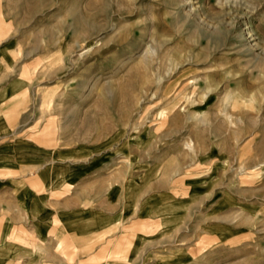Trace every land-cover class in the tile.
Segmentation results:
<instances>
[{"label": "rangeland", "instance_id": "1", "mask_svg": "<svg viewBox=\"0 0 264 264\" xmlns=\"http://www.w3.org/2000/svg\"><path fill=\"white\" fill-rule=\"evenodd\" d=\"M0 48L60 264H264V0H0Z\"/></svg>", "mask_w": 264, "mask_h": 264}, {"label": "crops", "instance_id": "2", "mask_svg": "<svg viewBox=\"0 0 264 264\" xmlns=\"http://www.w3.org/2000/svg\"><path fill=\"white\" fill-rule=\"evenodd\" d=\"M4 60L0 48V264H60V244L71 254L70 246L75 248L92 224L85 210L75 208V197L58 195L59 169L31 172L27 140H9L12 128L20 126V116H12L18 108L9 100L22 91L18 79L5 81Z\"/></svg>", "mask_w": 264, "mask_h": 264}]
</instances>
